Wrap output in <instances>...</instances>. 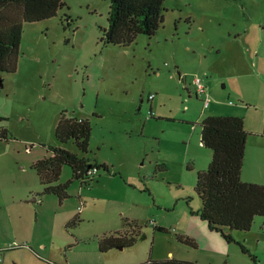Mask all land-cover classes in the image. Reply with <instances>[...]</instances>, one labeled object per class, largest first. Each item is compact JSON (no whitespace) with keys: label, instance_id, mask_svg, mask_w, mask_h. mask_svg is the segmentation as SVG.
I'll return each mask as SVG.
<instances>
[{"label":"rangeland","instance_id":"374dc122","mask_svg":"<svg viewBox=\"0 0 264 264\" xmlns=\"http://www.w3.org/2000/svg\"><path fill=\"white\" fill-rule=\"evenodd\" d=\"M62 1L54 17L22 23L16 70L0 72V264H62L66 256L72 263L195 256L226 264L228 243L219 234L211 233L212 249L189 236L200 224L196 175L212 157L200 144V123L210 115L243 118L244 167L255 177L264 172V0H164L156 33L127 46L101 40L108 1ZM195 77L211 99L206 109L195 96ZM63 112L89 121L86 154L55 138ZM47 147L108 170L82 187L72 180L60 204L39 195L31 167L49 155ZM70 179L64 165L59 182ZM224 232L246 239L251 253L264 258V218L248 232ZM115 233L134 243L99 253V239ZM187 238L195 247L180 241ZM237 248L243 264L248 255Z\"/></svg>","mask_w":264,"mask_h":264},{"label":"trees","instance_id":"16d2710c","mask_svg":"<svg viewBox=\"0 0 264 264\" xmlns=\"http://www.w3.org/2000/svg\"><path fill=\"white\" fill-rule=\"evenodd\" d=\"M105 1L109 2V10L107 28L102 30L101 40L104 44L127 46L138 35L153 36L164 20V0ZM63 6L62 0H0V72L12 73L16 70L22 23L52 18ZM200 126V144L212 151V157L207 169L196 175L195 192L201 201L198 216L211 232L219 234L227 243H234L224 228L248 232L255 218H264V183L244 182L241 179L248 136L243 118L210 115L202 119ZM54 135L59 143L71 141L80 152L86 154L91 125L87 119L67 116L63 112L58 118ZM47 151V157L31 166L42 185L40 196L53 195L61 202L67 198L72 180H77L80 185L88 184L93 180V177L87 176L91 168L108 170L103 163H92L89 158L61 147H47ZM64 165L70 167L72 179L61 183L59 179ZM77 219L72 218L70 223ZM155 228L165 230L158 226ZM180 241L195 247L191 239ZM133 243L132 236L115 233L100 238L98 250L123 249ZM237 245L243 253H247L242 245ZM140 264L197 263L167 259L148 260Z\"/></svg>","mask_w":264,"mask_h":264},{"label":"crops","instance_id":"0c3cea01","mask_svg":"<svg viewBox=\"0 0 264 264\" xmlns=\"http://www.w3.org/2000/svg\"><path fill=\"white\" fill-rule=\"evenodd\" d=\"M247 144V143H246ZM245 153H246V150H245ZM245 158V157H244ZM256 173V177L253 176L250 171L246 170V168L244 167V161H243V167H242V170H241V179L242 181L244 182H254V183H264V172L263 171H255ZM85 185H88V184H85ZM80 187H82V185H80ZM46 196H50V195H46ZM53 196V195H51ZM56 197V196H55ZM67 197H68V194H67ZM60 204L62 203L59 202ZM197 219V218H195ZM196 221H200V222H197V223H200V224H195V222H193L195 225L193 226L192 228V233L189 235L191 238H193L196 242L198 241H205V244L207 247H210L211 249L212 248H215L213 245H211V242H212V234L213 232H211L208 227H207V224L203 221L200 220V218ZM203 224H202V223ZM205 223V224H204ZM204 225V226H203ZM231 236L233 237V240H234V243H228V247H233V249H229L227 247V254H228V258L226 260V264H237V257L239 255V250L237 248V244L239 243L240 245H242V247L247 251V255L248 257L245 256V258L247 259L245 262H243V264H251V261L253 262V264H264V258L263 259H260L259 257H257L255 254H252L250 251V249L245 245V242H246V239L244 242L242 241H239L238 239H236V237H234V235L231 233ZM264 237V236H263ZM65 247H68V248H74L70 243H67L65 245ZM98 249V248H97ZM113 249H118V248H113ZM112 250V249H111ZM109 250V251H111ZM230 250V252H229ZM107 251V252H109ZM215 252H212V255L211 256V259H215L218 257V252L217 250H214ZM99 252V250H98ZM107 252H99L101 254H104V253H107ZM232 254L233 255V259H229L230 255L229 254ZM243 253V252H242ZM245 255V253H243ZM250 256V258H249ZM251 256L253 257V259L251 258ZM235 257V258H234ZM173 259V258H172ZM178 259H184V258H178ZM177 259V260H178ZM251 261H250V260ZM46 260V259H45ZM187 261H195L197 264H204L203 261L197 257H193V258H188ZM232 261V262H231ZM55 262V261H54ZM73 262V261H72ZM68 257L66 256V261L64 263H67V264H98V263H95L94 261L92 262H79V263H72ZM35 264H41V263H35ZM47 264V262H46ZM238 264H240L238 262Z\"/></svg>","mask_w":264,"mask_h":264},{"label":"built area","instance_id":"2783aa9c","mask_svg":"<svg viewBox=\"0 0 264 264\" xmlns=\"http://www.w3.org/2000/svg\"><path fill=\"white\" fill-rule=\"evenodd\" d=\"M192 85L194 86L195 96L202 101L203 108L206 109L211 103V99L209 97V94L207 93L205 86L203 85L199 77H195L192 80ZM150 97L151 96H149V98ZM192 128H194V126H192ZM97 173H98V169L96 167H93L88 171L87 176L94 177L95 175H97ZM80 210L81 208L79 209V211ZM13 247L15 246H11V248ZM1 252H2V249H0V262H2ZM47 264H57V263L47 261ZM62 264H67V263H62Z\"/></svg>","mask_w":264,"mask_h":264},{"label":"water","instance_id":"95a60500","mask_svg":"<svg viewBox=\"0 0 264 264\" xmlns=\"http://www.w3.org/2000/svg\"><path fill=\"white\" fill-rule=\"evenodd\" d=\"M119 249H122V247H119Z\"/></svg>","mask_w":264,"mask_h":264}]
</instances>
